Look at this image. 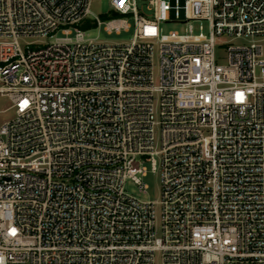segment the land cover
Returning <instances> with one entry per match:
<instances>
[{
    "label": "built area",
    "instance_id": "obj_1",
    "mask_svg": "<svg viewBox=\"0 0 264 264\" xmlns=\"http://www.w3.org/2000/svg\"><path fill=\"white\" fill-rule=\"evenodd\" d=\"M92 7L0 0V264H264V0Z\"/></svg>",
    "mask_w": 264,
    "mask_h": 264
},
{
    "label": "rangeland",
    "instance_id": "obj_2",
    "mask_svg": "<svg viewBox=\"0 0 264 264\" xmlns=\"http://www.w3.org/2000/svg\"><path fill=\"white\" fill-rule=\"evenodd\" d=\"M138 6L141 10L146 11V6L148 0H137ZM110 7V0H93L92 11L95 16L100 17L102 20L108 19L107 13ZM131 29L129 31H121L120 34L116 32L112 34H108L104 26L100 29L97 27L95 23H93V29L88 32L87 38L89 39H98L104 43L111 44H120V43H130L134 36V22L131 20ZM193 25L194 33L198 34L200 32H204L205 34L209 33V23L207 21H194L191 22ZM189 26L187 24L181 23H165L162 25L163 32L168 34L171 31H177L181 34L186 33L187 28ZM201 27L203 29H201ZM61 32L57 33V37H61ZM225 47L219 49L217 51V59L219 63H225L227 57V51H225ZM11 103L6 97L0 96V124L5 121L11 120L14 117L15 111L10 109ZM148 173L145 178H143V183L148 186L146 191H141L139 185H137L134 181L128 180L125 184L126 192L136 197L142 201H151L159 203L162 197V183H161V174L160 172H154L152 169V164L150 162L145 163ZM157 220L160 223L161 220V206L157 205Z\"/></svg>",
    "mask_w": 264,
    "mask_h": 264
},
{
    "label": "water",
    "instance_id": "obj_3",
    "mask_svg": "<svg viewBox=\"0 0 264 264\" xmlns=\"http://www.w3.org/2000/svg\"><path fill=\"white\" fill-rule=\"evenodd\" d=\"M88 28H89V25H85V26H84V29H88Z\"/></svg>",
    "mask_w": 264,
    "mask_h": 264
}]
</instances>
